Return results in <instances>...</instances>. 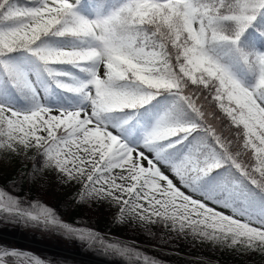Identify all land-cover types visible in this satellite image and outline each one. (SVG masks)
<instances>
[{
  "label": "snow or ice",
  "instance_id": "6c2138e0",
  "mask_svg": "<svg viewBox=\"0 0 264 264\" xmlns=\"http://www.w3.org/2000/svg\"><path fill=\"white\" fill-rule=\"evenodd\" d=\"M261 18L264 0H0V166L18 165L8 183L54 173L76 189L74 202L107 204L118 222L160 224L264 254ZM42 80L86 107L43 106ZM21 95L34 106L17 108L12 98ZM161 97L171 103L142 144L112 130L135 116L110 126V114L138 115ZM0 215L61 225L137 264H162L134 245L62 224L40 201L24 208L3 184ZM21 257L20 264H47L0 246V264Z\"/></svg>",
  "mask_w": 264,
  "mask_h": 264
},
{
  "label": "trees",
  "instance_id": "16d2710c",
  "mask_svg": "<svg viewBox=\"0 0 264 264\" xmlns=\"http://www.w3.org/2000/svg\"><path fill=\"white\" fill-rule=\"evenodd\" d=\"M121 0H112V4L116 5L120 3ZM261 26H264V18H261L259 21ZM252 29H249L251 32ZM54 45L60 46H70L71 41L68 40H60V39H53L50 41ZM244 46L248 47L247 39L244 42ZM257 47H261L264 49V45H257ZM17 59L24 60L27 59L26 57L18 56ZM242 77L244 81L248 84L254 83L255 77L254 75L250 74L246 69L242 68ZM85 79V77H81ZM47 86H49V95L52 97V100H55L62 106H78L83 100L81 96L63 91L59 88H56L55 85L50 84L49 81L45 80ZM12 103L19 109L27 110L34 106V103L29 95H21L19 97H13ZM171 103L170 99H165L161 97L159 102H151L149 105L145 106L138 115L133 114L131 112H117L114 114H110L108 118V122H123L124 120L129 119L130 116H135L134 119L127 125H125L124 129L128 128L131 130L133 134H140L144 126L150 127L154 123V121L164 113L167 109L168 105ZM37 166H39V159L35 161L33 160ZM18 167V165H17ZM29 168L32 167L30 164ZM14 174V173H13ZM13 176V175H12ZM12 176L5 178L0 184L6 186V189L14 195H18L22 197V206L24 208L30 207V205L34 201H40L41 203L45 204L46 206L50 207L54 212L56 217L59 221L63 224L64 221L70 219L76 226L94 231H101L106 232L109 230V227L103 220L97 221L96 215L93 211H90L88 208L87 203H76L73 201L72 194H64L59 197L56 201L48 194V187H49V179L47 175L44 178H36L33 179L30 183H21L17 186L15 183H8V181L12 178ZM75 204V206L69 212V207ZM13 220L10 221L11 224L15 225L12 232L16 231V225L19 224L21 219L18 216H12ZM25 221V227L31 228L28 224V221L34 223L32 220ZM9 222V223H10ZM13 222V223H12ZM38 223V222H37ZM162 225L160 224H152L150 227H141V228H132L129 230V236L133 239L143 242L150 245H157L169 249H173L175 245L169 239H167L162 233ZM49 234L40 240L42 242L48 243L55 248L59 249L60 251H67L74 253L75 255H81L82 258L71 259L70 256L65 254L50 251L47 252L49 254V258L52 261V264H137L136 261L131 260L127 257H122L116 251L108 250L102 247L96 241H90L87 239H81L80 243H73L67 244L60 241V238L51 239L53 236H58L61 232L62 234V226L55 225V230L51 231L50 229L46 230ZM11 232V233H12ZM28 232V231H27ZM25 230L23 231L24 235L27 233ZM37 237V236H36ZM36 237L33 236L32 233L29 234V239L36 240ZM39 237V236H38ZM103 238V237H102ZM45 239V240H44ZM105 242L115 241L103 238ZM37 241V240H36ZM123 245H129L128 243L120 241ZM198 246H201L200 244ZM203 248L201 251H198L199 255H207L206 251L208 249L207 244L202 245ZM140 250H143L146 254L150 256H154L155 258L159 259L162 264H210L204 262H195L191 260L189 257H176L171 254L167 253H154L150 249L142 248L135 246ZM195 250L188 249L186 250L187 254L194 253ZM95 261V262H94ZM98 261V263H96ZM224 264H264V254L258 252H251L247 255H244L240 258L229 259L226 260Z\"/></svg>",
  "mask_w": 264,
  "mask_h": 264
},
{
  "label": "rangeland",
  "instance_id": "374dc122",
  "mask_svg": "<svg viewBox=\"0 0 264 264\" xmlns=\"http://www.w3.org/2000/svg\"><path fill=\"white\" fill-rule=\"evenodd\" d=\"M82 11L88 12L90 14V9L87 5H85V7L82 9ZM256 49L257 50H264L263 48H260V47H257ZM238 75L241 77L240 70L238 71ZM44 83H45V80H42L40 83V101H39L43 106H46L52 110H58V109L59 110H65V109L66 110H78L82 107H86L85 101L82 104H80L79 107H63V106L59 105V103L53 102L52 99L48 98V96L45 93L47 88L44 85ZM109 125L113 126V125H119V124L109 123ZM151 128L144 129V132L142 134H140L139 137H134V135L132 133H130L129 131L122 130L120 128L113 127L112 130L113 131H119L122 138L126 142H129L133 145H140V144H142L144 134L148 130H150ZM16 167H17V165H15L14 163L8 167L0 166V182H2L5 178L12 176L13 173L15 172ZM46 175L49 179L48 194L55 201L64 194L74 195V192L76 191V189L69 188L67 185L60 184L54 173H48ZM87 205H88V208L90 209V211H93V213L96 215L97 221L103 220L105 222V224H107L109 227V230L106 232L94 231V233L98 234L100 237H103V238H106L109 240L123 241V242H126L128 244H131V243H129V241H136L139 244L145 245V243L139 242V241L133 239L132 237H130L129 236V234H130L129 230L132 228L150 227L152 224H141L136 220H127V221L121 223L115 219V217H114V211L115 210L112 209L109 205L103 204V203H95V202L87 203ZM74 206H75V204H72L69 207L68 211L70 212ZM18 217L21 219V221H19V224L16 225V228H15L16 231L13 233L12 229H14L15 225L11 224V222H10L13 220V218L12 217H10V218L4 217L3 218V216L0 215V245L6 244V245H9L11 247L18 246V247L31 249V250L39 253V254H42L46 260L51 261V259L48 257L49 254L47 252H50L53 250L58 252L57 250H59V249L55 248V246H52V245L45 243V242H42L40 240H43V238H45V236H47L49 234L46 230L50 229L51 231H54L55 225H57V224H51V223H45V222H38L37 223L36 221H33L34 223H31L28 221V224L31 226V228H26L25 224H27V223H25V221H27L26 219H28V218H26L23 215H19ZM28 220H30V219H28ZM63 224L71 225L72 227L77 228V229H83V228L76 226L70 219H67L66 221H64ZM24 230L26 232L28 231L25 235L23 233ZM161 231L167 239H169L171 242H173L175 247L173 249H169V248H165V247H161V246L160 247L167 249L169 251H172V252L173 251L177 252L179 254V256L175 255L176 257L199 256V257H202L203 259L207 260L206 262L219 261V262H222L224 264L226 260L240 258L244 255H247L248 253H251V252H246V253L236 252L232 248H229V247L222 245L220 243L209 241L206 239H194L193 236L191 235V233H188L186 235L180 234L178 236L176 232H170L168 230V228H166L164 226L162 227ZM30 233H32L33 236H35V237L37 236L36 237L37 241L36 240L33 241V240L29 239ZM41 237H43V238H41ZM53 237H56L57 239L60 238L61 242L67 243V244H69V243L70 244H73V243L77 244V243L81 242V238H78L74 235L67 234L66 231L63 229V227H62V234L60 232V234L58 236L52 235L51 239H54ZM199 244L201 246H198ZM203 244L208 245V249L206 251V253H207L206 256L198 254V251L202 250ZM131 245H134V244H131ZM134 246H136V245H134ZM149 249L152 250L154 253L162 252V251H154L151 248H149ZM188 249L195 250V252L187 254L186 250H188ZM60 252L62 254L70 256L71 259L72 258L73 259L82 258L80 255H75L74 253H71L69 251H67V253L65 251H60ZM18 260H17L16 264H20V262H18ZM51 263H52V261H51ZM96 263H98V261Z\"/></svg>",
  "mask_w": 264,
  "mask_h": 264
},
{
  "label": "water",
  "instance_id": "95a60500",
  "mask_svg": "<svg viewBox=\"0 0 264 264\" xmlns=\"http://www.w3.org/2000/svg\"><path fill=\"white\" fill-rule=\"evenodd\" d=\"M112 237V236H111ZM129 243L131 244H134V245H139L141 247H146V248H151L153 249L154 251H162V252H169L167 250H164L158 246H155V245H144V244H139L138 242L136 241H129ZM4 249H14V250H19L20 252H24V253H29V254H32L36 257H39L40 259L44 260L45 262H47V264H50V261L49 260H45L42 256L38 255L37 253L33 252V251H30V250H27V249H21V248H9V247H3ZM174 255H179L177 252H170ZM21 258H24V257H21ZM192 260L194 261H197V262H201V261H204L202 258L200 257H192L191 258ZM214 264H223L222 262H219V261H216L214 262Z\"/></svg>",
  "mask_w": 264,
  "mask_h": 264
},
{
  "label": "bare ground",
  "instance_id": "6f19581e",
  "mask_svg": "<svg viewBox=\"0 0 264 264\" xmlns=\"http://www.w3.org/2000/svg\"><path fill=\"white\" fill-rule=\"evenodd\" d=\"M54 251V250H53ZM58 252H60L59 250H57ZM61 253V252H60ZM23 259V258H22Z\"/></svg>",
  "mask_w": 264,
  "mask_h": 264
}]
</instances>
